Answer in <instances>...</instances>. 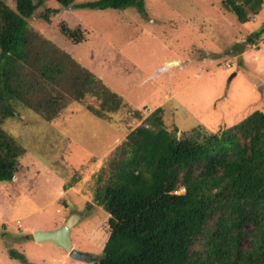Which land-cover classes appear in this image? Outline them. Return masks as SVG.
I'll return each mask as SVG.
<instances>
[{
    "label": "rangeland",
    "instance_id": "374dc122",
    "mask_svg": "<svg viewBox=\"0 0 264 264\" xmlns=\"http://www.w3.org/2000/svg\"><path fill=\"white\" fill-rule=\"evenodd\" d=\"M4 1L14 8L13 0ZM220 2L144 0L143 10H121L64 8L55 0H40L28 25L126 105L98 115L88 108L98 105L92 96L58 99L54 116L45 120L22 101L14 103L18 114L1 127L25 152L13 179L0 183V264H24L10 250L34 264H89L59 246L23 238L27 232L58 227L73 212L80 218L70 230L71 244L98 259L109 226L108 214L93 201L92 187L98 176L110 173V151L133 129L159 119L177 136L194 127L214 132L234 127L255 111L264 114V32L254 37L255 43H246L263 25L264 0L246 24ZM48 8L58 11L46 13ZM60 22L79 27L83 40L67 39Z\"/></svg>",
    "mask_w": 264,
    "mask_h": 264
},
{
    "label": "trees",
    "instance_id": "16d2710c",
    "mask_svg": "<svg viewBox=\"0 0 264 264\" xmlns=\"http://www.w3.org/2000/svg\"><path fill=\"white\" fill-rule=\"evenodd\" d=\"M13 1L11 8L0 0V183L13 179L25 152L1 127L18 114L15 102L32 107L45 120L54 116L58 99L92 96L98 105L88 108L98 115L126 105L100 78L28 25L40 0ZM55 1L64 8L144 9V0ZM262 3L220 2L241 24ZM59 30L74 43L84 38L79 27L65 22ZM263 32L264 20L246 43H255ZM158 121L129 132L108 155L110 173L96 178L92 198L108 214L109 232L98 259L88 252L93 256L89 264H264V114L255 111L232 128L210 132L194 127L179 136ZM23 238L32 239V234ZM10 256L34 264L13 250Z\"/></svg>",
    "mask_w": 264,
    "mask_h": 264
},
{
    "label": "water",
    "instance_id": "95a60500",
    "mask_svg": "<svg viewBox=\"0 0 264 264\" xmlns=\"http://www.w3.org/2000/svg\"><path fill=\"white\" fill-rule=\"evenodd\" d=\"M171 63L173 62H169L168 66L171 65ZM166 67L167 65H163L160 70H163ZM79 216L80 215L78 213L73 212L69 214L66 220L58 227L53 229L34 230L32 232V236L36 242H52L54 245L59 246L64 251H66L72 258L90 261L93 259V257L88 252L79 251L71 244L70 230L78 220ZM56 235L58 236V238H56Z\"/></svg>",
    "mask_w": 264,
    "mask_h": 264
},
{
    "label": "crops",
    "instance_id": "0c3cea01",
    "mask_svg": "<svg viewBox=\"0 0 264 264\" xmlns=\"http://www.w3.org/2000/svg\"><path fill=\"white\" fill-rule=\"evenodd\" d=\"M68 215H69V214H68ZM66 218H67V217H66ZM79 218H80V216H79ZM78 220H79V219H78ZM78 220H77V221H78ZM74 226H75V224H74ZM74 226H73V227H74ZM73 227H72V228H73ZM55 228H56V227H55ZM72 228H71V229H72ZM51 229H53V228H51ZM41 230H42V229H41ZM29 233H31V232H29ZM32 240L34 241V243L38 244L39 246H43V245H45V244L47 243V244H49V245H51V246H53V247H56V248L58 247V246L54 245L52 242H50V241H45V242H43V243H40V242L38 243V242H36V241L34 240L33 236H32ZM72 246H74V248L77 247V246H76L75 244H73V243H72ZM57 249H61V251H63L61 247H58ZM76 249H77V248H76ZM79 250H81V249H79ZM82 250H83V251H86V252H89V251H87V250H85V249H82ZM89 253H91V252H89ZM61 255H62V254H61ZM62 256H64V253H63Z\"/></svg>",
    "mask_w": 264,
    "mask_h": 264
},
{
    "label": "clouds",
    "instance_id": "9594fccd",
    "mask_svg": "<svg viewBox=\"0 0 264 264\" xmlns=\"http://www.w3.org/2000/svg\"><path fill=\"white\" fill-rule=\"evenodd\" d=\"M71 214V213H70ZM79 219V218H78ZM32 234V233H31ZM81 251V250H80ZM66 252V251H65ZM84 252H86V251H84ZM91 255V254H90ZM92 256V255H91ZM93 257V256H92ZM75 259H77V258H75ZM87 261V260H86Z\"/></svg>",
    "mask_w": 264,
    "mask_h": 264
},
{
    "label": "bare ground",
    "instance_id": "6f19581e",
    "mask_svg": "<svg viewBox=\"0 0 264 264\" xmlns=\"http://www.w3.org/2000/svg\"><path fill=\"white\" fill-rule=\"evenodd\" d=\"M72 219V218H71ZM59 236H60V234H59ZM56 238H58V236L56 235ZM59 238H61V237H59Z\"/></svg>",
    "mask_w": 264,
    "mask_h": 264
}]
</instances>
